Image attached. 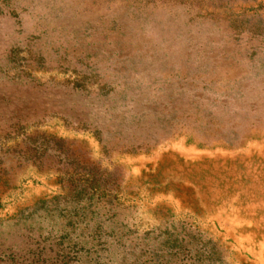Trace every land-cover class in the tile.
Instances as JSON below:
<instances>
[{
  "label": "rangeland",
  "instance_id": "374dc122",
  "mask_svg": "<svg viewBox=\"0 0 264 264\" xmlns=\"http://www.w3.org/2000/svg\"><path fill=\"white\" fill-rule=\"evenodd\" d=\"M0 264H264V0H0Z\"/></svg>",
  "mask_w": 264,
  "mask_h": 264
}]
</instances>
